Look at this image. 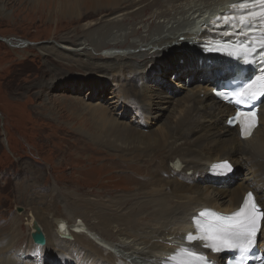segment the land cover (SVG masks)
<instances>
[{
  "label": "rangeland",
  "instance_id": "1",
  "mask_svg": "<svg viewBox=\"0 0 264 264\" xmlns=\"http://www.w3.org/2000/svg\"><path fill=\"white\" fill-rule=\"evenodd\" d=\"M224 1L166 2L153 8L157 15L150 20V12L142 18L127 15V10L138 8L134 5L131 8L122 6L124 13L117 11L95 15L93 10H90L80 19L76 17L75 21H72L73 19L63 17L61 13L53 12L59 7L48 6L49 2L46 0H0V238L8 242L21 235L25 240V243L20 245L21 248L14 249V259L23 262L25 260L30 264H96L98 258V264L101 261L110 264H151L156 260L122 250L119 245L126 243L136 247L137 251L144 252V249V253L155 254L145 245H138L120 236L115 240V248L103 250L102 254L96 257L90 256L84 248L79 249L78 238L74 235L70 236L72 238L66 244L51 236L47 238L45 246L32 247L30 236L33 228L30 224L40 212L48 220L52 218L55 207L67 210L65 202L59 200L58 196V202L53 201L52 196H56L58 188L63 189L62 191L71 189L81 194L84 191L77 192V189L91 188L100 181L115 191V194L116 191L127 194L135 191L130 188L131 181L125 178L127 171H123L121 167L116 168L111 162L118 154L102 149L101 145L95 146V143L83 134L85 130L91 132L88 126L93 122L91 111L95 107L117 121L132 124L139 122V125L157 130L164 127L163 118L169 114L173 105L167 107L160 95L155 96L156 92L168 91L170 96L175 98L174 104L177 99L181 100L188 95L206 94L212 85L203 81L201 72L196 75L191 74L193 71L180 69L184 64H194L186 61L202 58L201 55L207 64L219 66L226 62V58L220 54H201L195 46L198 43L192 39L187 40L186 36L174 42V46L178 42H184L182 47L188 46L186 51L181 48L174 50L171 45V50L167 48L156 54L158 48L150 46L147 47V52L150 53L140 57L136 53L141 47L134 49L129 46L132 41L140 42L142 37L148 36L147 32L154 30L158 25L162 26V31L160 29V33L153 32L155 39L171 36L166 26L170 28L172 25V35L179 37L181 32H188L192 28L194 21L202 19L201 16L199 18L200 13L202 16L208 15L209 12L222 7ZM162 11L167 15L158 17V13ZM195 11L198 15L193 18ZM169 20L171 22L168 23ZM113 21L122 23V27H113L110 34L102 39L105 44L98 41L97 34L93 38L85 35L88 31L101 30ZM134 30L137 32L134 33ZM163 31L165 32L162 33ZM62 37H76L77 42H69L72 49L66 50L62 47ZM5 39H12L13 42H6ZM14 39L28 41L29 46L14 47V44L18 43ZM95 40L102 46L96 47L95 44L87 47L88 53L94 56L93 59L84 54L76 55L75 49L83 47L80 43L87 45ZM117 41L123 43H120L119 47L111 44ZM144 45L147 44L142 47ZM122 46L124 49H121ZM109 47L117 48L110 51L113 55L126 53V56H122V59L106 58V55L113 56L106 54ZM57 50L62 54H58ZM130 52L135 55H128ZM112 63H115V67H120L114 70L103 68ZM125 64L129 67H124ZM130 65L138 72L129 74ZM134 77L140 79L136 81ZM128 83L134 85L137 92L150 97V100L153 99V108L147 105L151 113H142L141 103L127 93ZM261 125L264 129V124ZM81 136L86 141L75 146L73 150H68L67 147L74 146ZM77 148H81L82 152L78 153ZM240 165L237 177L241 175V179L244 175L246 177L247 171L241 163ZM107 168L110 170L106 171ZM18 208H22V211H18ZM260 210L263 211L262 208ZM66 217V225L69 226L70 223L72 228L75 226L78 231L83 230L96 241H101L72 211H68ZM38 220L42 222L41 219ZM175 228L173 225L172 229ZM263 236V228H260L258 243L264 241ZM70 243L76 244H73L74 251L70 248ZM221 263H225L224 258Z\"/></svg>",
  "mask_w": 264,
  "mask_h": 264
},
{
  "label": "bare ground",
  "instance_id": "2",
  "mask_svg": "<svg viewBox=\"0 0 264 264\" xmlns=\"http://www.w3.org/2000/svg\"><path fill=\"white\" fill-rule=\"evenodd\" d=\"M172 1L177 0H46V2H49L48 6L52 8H54L53 6L59 7L58 10L53 12L61 13L63 17L73 19L72 21H75L74 18L76 17L80 19L81 16L88 14L90 10H93L95 15H105L108 12H123L125 9L123 10L122 6L131 8L134 5L138 8L133 11L126 9L127 15L142 18L150 12L152 15L149 18L150 20L157 15L156 11L153 12V8ZM239 3L240 0H225L222 7L209 12L208 15L202 16L200 13L199 18L201 16L202 19L194 21L192 28L188 32H181L179 37L172 35L171 32L174 29L172 25L170 28L166 26V30L170 32L171 36H166V38L161 36L159 39H155L153 32L160 33L159 30L162 28L161 25H158L154 30H149L150 32H147L148 36L142 37L140 42L135 43V41H132L133 43L130 44L129 48L138 49L141 47L136 55L143 57L150 53V51L147 52V47L150 46L151 48H158L156 54L165 51L167 48L170 50L181 48L182 51H186L188 46L182 47L184 42H178L174 46L175 41H180V37L186 36L187 40L192 39L193 42L195 40L198 43L195 46L201 54H220L226 58V62L219 66L210 65L202 59L204 56L201 55L202 58L193 60L190 57L191 59L186 61L194 64L182 65L181 71L186 69L193 71L191 74L196 73V75L201 72L200 77L203 76V81H207L210 86L212 85L204 95L200 93L195 96L188 95L181 100L177 99L174 104L175 98L173 95L170 96L168 91L155 93V96L160 95L163 98V102L168 105L167 107L173 105V108L169 111L171 115L168 114L169 117L166 115L163 118L164 127L162 129L152 130L139 125V122L132 124L117 121L109 117L105 111L96 110L93 107L91 111L93 122L88 125L91 132H85V130L83 134L88 136L87 139L95 143V146L96 144L101 145L102 149L118 154L117 158H114L111 162L115 164L116 168L121 167L123 171H127L125 178L131 181L132 186L130 188L136 192L127 194L117 193L116 191L115 194V191L113 192L111 188L104 186L100 181L91 188L77 189V192L84 191L81 194H86L85 196L77 194L71 189L62 191L63 189L58 188L56 196H52L53 201L54 203L58 202L56 201L58 196L59 200L65 202L67 210L64 211L60 207H55L52 218L48 220L41 212L38 213L37 217L34 218L35 221L30 224L32 228L35 223H39L46 238L52 236L57 241L65 244L72 238L70 236L74 235L75 238H78L79 244L77 246L79 249H86L90 256L95 255L94 257L101 255L103 250H110L111 247L115 248V240L119 239L120 236L125 240H132L138 245H145L152 253H155H144L146 251L143 248L142 251L144 252L137 251L135 250L136 247H131L126 243L119 245L122 250L132 251V253L142 255L145 258H155L156 260L152 261L151 264H172L177 255L188 250L203 253L208 259H211V264H222L223 255L205 247L204 241L187 240L188 234L197 235L195 219L198 218L199 212L205 209L217 210L225 214L234 212L240 208L249 192L253 194L256 204L264 212V129L261 125L264 124V99L259 109V126L249 137H241L238 125L231 127L227 124V117L232 116L235 112L234 107L221 102L213 92L219 82L230 78L239 71L238 69L235 70L237 65L236 56L229 54L232 50H228L226 53H215L206 48L209 41L228 38L241 39L243 37L236 33L228 34L227 31L212 30L213 21L232 9V5H238ZM165 15H167L165 11L158 13V17ZM196 15H198L197 11L193 12V18ZM169 22L171 21L169 20ZM113 27L121 28L122 23L113 21L101 30L88 31L89 33H85V35L93 38L97 34L98 41L103 42L102 39L110 34ZM135 32L137 31L134 30ZM78 35L79 33H77ZM76 37H62V47L66 50L72 49L69 42L76 44ZM9 40L13 42L12 39ZM9 40H6V42ZM17 41L18 43L14 44V47L27 48L29 46L28 41L22 39ZM91 43L89 42L87 45L86 43H80L83 47L75 49L77 51L76 55L84 54L89 59H93L94 56L88 53L87 47L95 44L96 47H101L102 44H98L96 40ZM120 43L123 42H111V44L118 45L117 47L121 45ZM145 43L147 45L142 47ZM103 44L105 43L103 42ZM171 45H173L172 48ZM214 45L212 44V46ZM107 49L109 52L106 54L111 55L113 52L110 53V51L117 48L109 47ZM121 49H124L123 46ZM57 52L62 54L59 50ZM125 54L115 53V55L112 54L114 57L106 55V58L119 57L122 59V56H126ZM127 54L135 55L131 52ZM118 67L120 66L115 67V63H112L109 67L103 66L105 70H114ZM124 67L128 68L129 65L125 64ZM129 70V74L138 72L133 65H130ZM134 78L136 81L140 79V77ZM214 82L216 83L214 84ZM127 86V93L132 95L138 103H141L142 113H146V115L149 112L151 113L149 106L153 108V99L150 100V97L137 92L134 85L128 83ZM155 105H157V102H155ZM82 137L78 139L79 142H76L74 146H68L67 149L73 150L75 146L86 141ZM81 150V148H77L76 151L79 153ZM97 152L99 153V151ZM224 162L231 166L230 170L224 168ZM240 163L247 171L246 177L245 175L242 176L243 179H240L241 175L237 177ZM231 174L233 175L231 176ZM115 185L117 184L115 183ZM92 196H95V198ZM68 211H72L76 217L80 218L81 223L94 236L100 238L103 243L96 241L83 230L78 231L75 226L72 228L70 223L69 226L66 225L65 220ZM173 225L176 226L175 229H172ZM260 228H263L264 235V219L260 221ZM19 233L21 232L19 231ZM24 243L25 240L22 239L21 235H19V238L8 242L0 238V264H30L25 260L24 263L14 259L12 255L15 252L14 249L21 248L20 245ZM73 244L70 243V248L74 251ZM30 246L40 248L41 245L33 242ZM258 246L264 252V241L258 243ZM77 250L76 252H78ZM98 259L96 264H98ZM100 264L110 263L101 261Z\"/></svg>",
  "mask_w": 264,
  "mask_h": 264
},
{
  "label": "snow or ice",
  "instance_id": "3",
  "mask_svg": "<svg viewBox=\"0 0 264 264\" xmlns=\"http://www.w3.org/2000/svg\"><path fill=\"white\" fill-rule=\"evenodd\" d=\"M237 7L242 9L240 15L226 14L217 17L216 20H222L224 23L239 27L242 31L248 30L249 35L253 38L240 41L229 54L237 56L246 63H252L255 61L247 58L257 49H264V0H240L238 5L231 6L233 13ZM216 20L213 23H216ZM257 32L261 37L259 40L255 39ZM261 60H264V56L261 57ZM259 79L264 81V75ZM256 82L253 80L251 83L239 86L237 90L231 92L230 96L225 94L226 98L240 106L251 105L260 96H264V85L260 90H254L253 85ZM255 116L254 111H241L233 117V120L243 123L245 118H249L252 122L251 126H254ZM230 167L227 162H224L226 170H230ZM209 216L211 219H205ZM261 219H264V212L260 211L253 194L249 192L240 210L230 216H218L207 211L199 213V218L195 219L197 235L188 234L187 240L205 241L204 246L215 252L239 249L246 254L255 241ZM196 259L199 264H208L205 257L201 256ZM240 264H243V256Z\"/></svg>",
  "mask_w": 264,
  "mask_h": 264
},
{
  "label": "water",
  "instance_id": "4",
  "mask_svg": "<svg viewBox=\"0 0 264 264\" xmlns=\"http://www.w3.org/2000/svg\"><path fill=\"white\" fill-rule=\"evenodd\" d=\"M22 208H18V211H22ZM31 238L33 242L37 245H46L47 244V238L45 236V233L43 232L42 227L39 225V223H35L33 225V231L31 233Z\"/></svg>",
  "mask_w": 264,
  "mask_h": 264
}]
</instances>
